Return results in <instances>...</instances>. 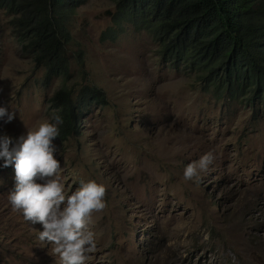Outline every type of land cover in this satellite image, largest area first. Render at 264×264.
Segmentation results:
<instances>
[{
	"label": "rangeland",
	"instance_id": "rangeland-1",
	"mask_svg": "<svg viewBox=\"0 0 264 264\" xmlns=\"http://www.w3.org/2000/svg\"><path fill=\"white\" fill-rule=\"evenodd\" d=\"M113 12L109 0H85L70 16L64 83L74 95L94 86L106 104L91 103L77 136L54 141L65 195L81 180L106 188V208L88 222L96 250L87 264H264V119L162 65L150 37L116 26ZM8 22L0 12V106L16 116L0 121V135L15 146L55 123L48 101L61 79L46 83ZM209 152L207 171L185 180L186 166ZM3 163L0 264H59L38 239L42 226L12 210L15 171Z\"/></svg>",
	"mask_w": 264,
	"mask_h": 264
},
{
	"label": "trees",
	"instance_id": "trees-1",
	"mask_svg": "<svg viewBox=\"0 0 264 264\" xmlns=\"http://www.w3.org/2000/svg\"><path fill=\"white\" fill-rule=\"evenodd\" d=\"M113 23L146 33L160 63L184 72L216 101L236 103L252 120L264 119V0H109ZM85 0H0V12L23 55L44 72L46 83L61 79L49 99L59 136H77V122L91 105H105L102 92L65 85L70 62V16ZM1 33V29H0ZM114 32L110 29L109 36Z\"/></svg>",
	"mask_w": 264,
	"mask_h": 264
},
{
	"label": "clouds",
	"instance_id": "clouds-1",
	"mask_svg": "<svg viewBox=\"0 0 264 264\" xmlns=\"http://www.w3.org/2000/svg\"><path fill=\"white\" fill-rule=\"evenodd\" d=\"M3 91V89H0ZM16 113L0 106V121L9 124ZM55 123L39 124L35 131L21 135L15 146L8 135H0V160L3 167L14 166L15 185L8 201L15 212L22 213L26 222L41 225L38 239L51 246L59 264H87L96 250L95 233L88 227L94 213L106 208V188L95 180H81L79 186L65 195L60 160L54 141L59 136V116ZM212 153L186 166L184 179L192 180L207 171L213 162Z\"/></svg>",
	"mask_w": 264,
	"mask_h": 264
},
{
	"label": "bare ground",
	"instance_id": "bare-ground-1",
	"mask_svg": "<svg viewBox=\"0 0 264 264\" xmlns=\"http://www.w3.org/2000/svg\"><path fill=\"white\" fill-rule=\"evenodd\" d=\"M256 263H257V262H256ZM256 263H255V264H256ZM257 264H259V263H257Z\"/></svg>",
	"mask_w": 264,
	"mask_h": 264
},
{
	"label": "water",
	"instance_id": "water-1",
	"mask_svg": "<svg viewBox=\"0 0 264 264\" xmlns=\"http://www.w3.org/2000/svg\"><path fill=\"white\" fill-rule=\"evenodd\" d=\"M107 15H109V14H107Z\"/></svg>",
	"mask_w": 264,
	"mask_h": 264
}]
</instances>
